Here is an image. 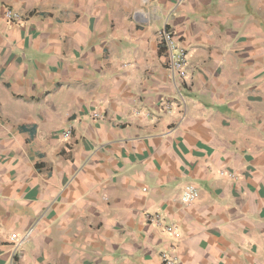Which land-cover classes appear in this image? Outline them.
<instances>
[{
	"label": "crops",
	"instance_id": "crops-1",
	"mask_svg": "<svg viewBox=\"0 0 264 264\" xmlns=\"http://www.w3.org/2000/svg\"><path fill=\"white\" fill-rule=\"evenodd\" d=\"M161 253L264 264V0H0V264Z\"/></svg>",
	"mask_w": 264,
	"mask_h": 264
},
{
	"label": "built area",
	"instance_id": "built-area-1",
	"mask_svg": "<svg viewBox=\"0 0 264 264\" xmlns=\"http://www.w3.org/2000/svg\"><path fill=\"white\" fill-rule=\"evenodd\" d=\"M4 18L9 23H17L21 21V16L12 10H6L4 13ZM157 36L160 40V44L164 47V50L167 54L166 69L170 81L177 88H181L185 84L187 77V51L182 46H180L179 39L166 27L159 31ZM68 135L69 131H65L64 136L67 137ZM198 197V189L192 185H188L182 190L180 200L183 204H190L197 200ZM147 219L150 223L160 226L161 220L158 216H147ZM35 227L36 224H32L20 238L16 237L15 235L10 237L9 243L11 244L12 254H16L22 242L30 239L35 231ZM173 229L174 227L170 225L164 224L163 226L164 232L170 233L173 231ZM159 258L161 264H182L174 254L170 255L161 253Z\"/></svg>",
	"mask_w": 264,
	"mask_h": 264
}]
</instances>
